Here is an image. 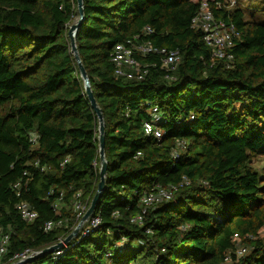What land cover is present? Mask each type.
<instances>
[{
    "label": "trees",
    "instance_id": "obj_1",
    "mask_svg": "<svg viewBox=\"0 0 264 264\" xmlns=\"http://www.w3.org/2000/svg\"><path fill=\"white\" fill-rule=\"evenodd\" d=\"M202 1L84 0L76 46L106 128V190L94 213L102 225L61 257L30 264H264V174L254 167L264 160V0L250 9L244 0H209L216 18L240 33L233 61L215 58L193 28ZM78 20L77 0H0L6 263L65 240L78 226L76 195L90 207L98 190L99 123L69 39ZM136 37L179 51V64L167 71L160 56L138 57L148 66L143 80L117 77L112 54ZM155 106L167 119L160 140L144 130ZM172 186L173 200L145 208V196ZM21 202L38 214L35 222L22 220ZM142 214L143 224L132 222ZM58 221L68 227L45 231Z\"/></svg>",
    "mask_w": 264,
    "mask_h": 264
},
{
    "label": "built area",
    "instance_id": "obj_2",
    "mask_svg": "<svg viewBox=\"0 0 264 264\" xmlns=\"http://www.w3.org/2000/svg\"><path fill=\"white\" fill-rule=\"evenodd\" d=\"M235 1H231L229 7H233ZM218 9L226 8L222 3H216L215 5ZM193 28L199 29L203 32L204 43L214 49V57L217 59H226L228 61H233L234 56L231 53L235 47L237 41L240 39V33L238 32L236 26L233 23L226 22L224 20H219L216 18L213 11V5L209 0H203L200 6V10L196 17L192 21ZM154 33L153 29L147 27L144 29V35L150 36ZM149 55L160 56L163 58L162 66L167 71L172 70L180 62V53L177 50H168L165 48L155 47L151 41L145 40L140 42L138 37L126 41V43L119 44L116 46L112 54V63L115 66V74L117 77L125 78L128 80H138L141 81L145 78L148 72V66H142L138 61V57H146ZM168 78H170L168 76ZM171 79V78H170ZM151 120L146 122L144 125L145 134L147 136H152L157 140L162 139L166 133L162 128L163 125L167 123V119L161 114L158 107H153L151 112ZM178 147L180 149L185 148L184 143H179ZM175 161H178L180 156L178 151L173 154ZM96 165V164H95ZM183 184L189 185L188 179L184 178ZM17 191V195L20 196L21 183L14 185L13 187ZM178 190L177 186H172L169 189H162L158 192L147 195L142 200L146 209L154 207L163 202H169L173 200L175 192ZM63 195H61V200ZM59 203L55 206L59 209ZM74 209L77 212V223L83 218V216L88 211L89 207L86 203L82 201L81 194L76 195L74 202ZM146 209L144 214L146 213ZM16 210L22 220L26 223H33L38 219V214L31 208L28 203L21 202L16 206ZM143 215V214H142ZM139 215L133 219L135 224H143L144 215ZM102 225V220L100 217H94V214L85 222L81 228L82 239L89 236L91 232L98 229ZM68 227V223L65 221L49 222L45 226V231L50 232L56 228ZM79 236V235H78ZM77 236V237H78ZM76 237V238H77ZM238 236L236 235V239ZM75 239V238H74ZM63 242V240H61ZM10 243V235L6 234L0 226V264H22L27 262L31 257L38 255L40 252H34L32 250H25L23 253L14 255L6 263V258L8 255ZM68 245L65 246L67 248ZM247 253V249L238 246V255L244 256ZM57 257L63 255L62 250L55 252ZM230 258H227L223 264H229Z\"/></svg>",
    "mask_w": 264,
    "mask_h": 264
},
{
    "label": "water",
    "instance_id": "obj_3",
    "mask_svg": "<svg viewBox=\"0 0 264 264\" xmlns=\"http://www.w3.org/2000/svg\"><path fill=\"white\" fill-rule=\"evenodd\" d=\"M78 2V9H79V20L75 24H73L69 30V39L71 44V52L74 55V58L78 64L81 78L84 83V89L87 96V99L89 100L91 107L93 108L94 112L97 115L98 123H99V157L101 161V167H100V183L98 186L97 193L94 197V199L91 202V205L86 212V214L81 219L80 223L63 242H59L57 245H54L50 248H47L43 251H41L38 255L31 257L27 262L22 264H30L34 262L35 260L42 258L48 254L55 253L56 251L62 250L66 245H68L74 238H76L85 222L89 220V218L95 213L96 207L101 201V198L103 196L104 191L106 190V177L108 175V162L106 159V128H105V121H104V115L102 109L99 107L96 98L94 96V92L92 90V84L90 81V78L88 76V73L82 63V60L79 55L78 48L76 46V36L78 30L82 27L84 23L85 18V12H84V0H77ZM16 264V263H14Z\"/></svg>",
    "mask_w": 264,
    "mask_h": 264
},
{
    "label": "rangeland",
    "instance_id": "obj_4",
    "mask_svg": "<svg viewBox=\"0 0 264 264\" xmlns=\"http://www.w3.org/2000/svg\"><path fill=\"white\" fill-rule=\"evenodd\" d=\"M262 0H244V2L243 3H245V7H247V9H250V7H251V5H253V3L255 2V4L254 5H259V2H261ZM235 7V5H233V7H231V9L232 8H234ZM256 7V6H255ZM261 8L262 9H264V5H261ZM256 9H258V8H256ZM254 167L261 173V174H264V160H262V159H260V161H258V162H256L255 164H254ZM74 212H75V214H76V216L78 215L77 214V212H76V210L74 209ZM78 217V216H77ZM82 219V218H81ZM81 219L78 221L79 223H80V221H81ZM76 221H77V218H76ZM78 223V224H79ZM82 235V233H81V231L79 232V234L78 235ZM64 241V240H63Z\"/></svg>",
    "mask_w": 264,
    "mask_h": 264
}]
</instances>
